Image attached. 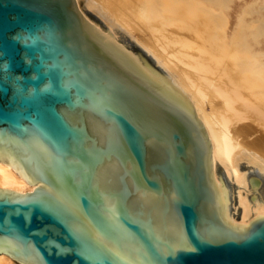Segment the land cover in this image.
<instances>
[{
  "label": "water",
  "instance_id": "obj_1",
  "mask_svg": "<svg viewBox=\"0 0 264 264\" xmlns=\"http://www.w3.org/2000/svg\"><path fill=\"white\" fill-rule=\"evenodd\" d=\"M210 152L186 94L76 0H0V161L35 185L0 188V253L24 264H264V215L226 221Z\"/></svg>",
  "mask_w": 264,
  "mask_h": 264
},
{
  "label": "bare ground",
  "instance_id": "obj_2",
  "mask_svg": "<svg viewBox=\"0 0 264 264\" xmlns=\"http://www.w3.org/2000/svg\"><path fill=\"white\" fill-rule=\"evenodd\" d=\"M76 1L93 26L123 45L145 66L162 76L168 75L171 85L178 86L191 100L205 133L209 134L212 177L221 180L223 174L227 182L226 221L233 226L245 227L253 219L264 215V126L255 120L264 119V47L251 50L248 43L242 44L245 38L240 15L230 30L224 31L221 19L212 9L206 8L207 3L217 4L219 0H199L209 32L219 42L211 56L219 61L222 57L231 62L233 72L225 82L217 81L216 87L209 83L217 92L215 94L196 82L192 71L180 67L170 56L157 50L156 44L161 42V37L153 23L137 21L136 25H132L114 12L117 7L109 5L107 0ZM174 3L183 4L186 12L195 9L191 0H140L131 7V11L152 19L164 10L173 11L171 4ZM250 4L248 2L242 8L246 9ZM256 22L250 23V27L257 25ZM243 50L248 54H239ZM220 64L217 63L218 70L223 68ZM242 91L257 99V105H249L248 98L241 95ZM233 95L241 97L246 108L249 107L255 116L250 117L249 112L240 110L231 97ZM34 187L16 162L0 161L1 189L25 193ZM0 264L24 263L0 253Z\"/></svg>",
  "mask_w": 264,
  "mask_h": 264
},
{
  "label": "rangeland",
  "instance_id": "obj_3",
  "mask_svg": "<svg viewBox=\"0 0 264 264\" xmlns=\"http://www.w3.org/2000/svg\"><path fill=\"white\" fill-rule=\"evenodd\" d=\"M138 1L140 0H107V3L114 6V8L117 7L113 11L132 25H136L137 21L153 23L155 31L161 37V42L156 44L157 50L170 56L172 61L180 67L192 71V77L195 81L205 86L208 91L215 92L212 89L213 87L209 86V83L212 82L213 86L216 87L215 83L217 81L218 83L225 82L230 78V74H233L231 72V62L225 61L222 57L219 61L211 56L219 42L209 32L201 12L202 8L199 7V0H191L195 5L194 10L186 12L183 4L174 3L171 4L173 11L164 10L152 19L137 13V11L132 13L131 7L136 6ZM248 2L251 4L246 9L242 8V5ZM207 5L206 8L212 9L213 13L221 19V29L224 31L230 30L229 28L239 14L243 21V37L245 38L242 44L244 42L245 45L248 43L247 45L251 47V50L258 49L261 46L264 47V0H219L217 4L207 3ZM242 13L244 14L242 15ZM253 22H256L257 25L252 26V28L250 23ZM239 54L247 55L248 52L243 50ZM217 63H221L220 67H223L221 70H218ZM242 92L243 98H248L247 103L249 105H257V99L248 93L246 94L245 91ZM231 97H233L232 99H234L240 110L249 112L250 117L255 116V113H251L249 107L246 108L241 97L236 95ZM255 120L259 125L263 124L264 126V119L257 118Z\"/></svg>",
  "mask_w": 264,
  "mask_h": 264
},
{
  "label": "snow or ice",
  "instance_id": "obj_4",
  "mask_svg": "<svg viewBox=\"0 0 264 264\" xmlns=\"http://www.w3.org/2000/svg\"><path fill=\"white\" fill-rule=\"evenodd\" d=\"M183 250H186V251H193V250H194V248L188 247V248H186V249H183Z\"/></svg>",
  "mask_w": 264,
  "mask_h": 264
}]
</instances>
